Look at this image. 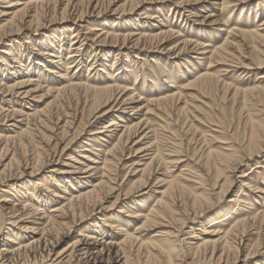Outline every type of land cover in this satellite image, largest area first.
<instances>
[{
    "label": "bare ground",
    "instance_id": "bare-ground-1",
    "mask_svg": "<svg viewBox=\"0 0 264 264\" xmlns=\"http://www.w3.org/2000/svg\"><path fill=\"white\" fill-rule=\"evenodd\" d=\"M219 1H221V6L225 7L238 0H180L177 2L175 0H0V46H3L2 49H4L0 50V105H11L6 109L0 106V122L2 121L4 126L2 127L4 131H0V194H3L0 199V203H3L0 206V234L7 230L3 225L7 220L4 219L5 215L2 210L7 203L8 205L17 203V207L20 206V210L18 209L20 211L19 216H13L15 220L19 219V222L22 223L30 222L29 225H32L31 228H26L27 225L22 228L23 231L29 232L22 236L12 233L11 229L6 231L4 243L0 248V264H22L21 261L13 259V256L20 252L29 253V257L34 262L40 258L39 263L34 264H127L129 250L133 246L137 249L148 246L154 247L155 249L152 248L153 252L150 254L147 252L148 256L150 258H162L165 264H176L175 260L179 258L180 260L191 258L192 264H264V255L259 254L257 249L263 241L261 233L264 231V211L258 213L260 210L252 207L253 205L250 203L251 200L260 199L263 201L262 206H264V199L258 196L259 194L264 195V189L257 187L250 177L255 172L261 178V184L264 182V163H261L264 162V158L261 162L257 161V158L264 154V125L251 121L250 129L245 131L243 136H238L242 137L241 141L232 143L233 138H228L231 143L229 140L227 143L220 137L219 140H223L224 143L219 142L223 147H220L218 151L208 148L209 150L207 149V152L204 150L205 152L198 158H192L195 159L197 170L195 173L193 172L194 175L190 178L194 179L192 181L195 182L189 187L186 183L177 182V179H181L182 182H191L184 180V176L169 179L166 175L167 170L169 171L168 167L174 165V162L170 160L169 155H161L155 146V130L151 128L149 117H152L153 114L162 115L165 111L163 109L165 103L176 104L181 99L182 93L175 87L172 88L177 92L152 93L148 95L145 105L142 106V99L136 92L135 84L131 81H123L127 77L119 75L125 73L127 59L132 54L130 52L136 56V60L133 61V67H136V65L140 66L141 62L147 64L146 61L137 57L143 52L165 54L174 56L176 59L190 52L205 54L197 53V51L206 50L208 46L201 44L198 39L181 40L179 32L172 29L170 25L167 26L169 22L158 20L160 17L155 15L160 13L161 9L158 8H149V11L144 12L140 21L136 23L122 21L124 27L132 28L130 32L110 29L117 22L112 20L113 25H110L109 20H107L109 15L110 17L114 15L128 16L135 13L139 8L147 7V5L154 4L160 7V4L170 2V6L182 11L181 15L184 12L188 13L186 15L188 19L189 17L199 18L196 20L199 25L205 23L216 25L222 21L212 20L213 14L208 15L209 12H207L204 16H200L199 13L203 9L202 7L217 6ZM119 3L121 4L116 9H111ZM2 5L6 6L2 8ZM170 9L172 10V8ZM56 14L60 16L57 22ZM47 15L51 19L46 22ZM91 20L96 23L99 20L102 22L97 25H90ZM67 23L71 24L68 28L63 27L53 33L50 31L54 24L64 26ZM261 23L257 27L264 26V20ZM134 27L137 29H133ZM257 27L254 30L249 29L250 31L233 30L228 34L241 39H261L264 32L262 34L259 31H264V28L259 29ZM193 32L199 33V30ZM29 33L36 36L42 33L43 37L40 43H37L39 44L38 49L35 48L34 43L28 41L29 35L26 37L27 40L22 42L23 46L29 45L27 48L30 47L31 50L27 57V65H23V56H16L12 49L13 45L7 46V42H12L14 37ZM68 35L70 36L68 39L69 46L67 51L65 50L67 52L66 59L63 60L62 49L64 45L61 43L65 42ZM192 37L195 38V35ZM175 39L179 42L173 44ZM234 45L231 40H225L221 46L213 47L214 50L209 54L215 52L223 55L222 53ZM94 46L100 47L99 67L101 68L96 69L94 81L88 82L89 79L82 81L77 77L82 69L83 52L87 47L92 49L91 56L93 58L89 62L87 77L91 76L96 68H93L94 60L99 54H97ZM112 53H115L114 59L112 66L109 67L106 65V57L107 54ZM46 58L50 61H46ZM153 60L158 61L159 57ZM154 61H152L153 64L158 65ZM130 63L132 62L130 61ZM64 66L66 67L64 68ZM63 68L64 71H61ZM43 69L45 74L41 73ZM156 70L165 72L160 67ZM72 71L74 72L72 73ZM137 72L136 74H138ZM142 72L144 75L150 74L145 70ZM201 73H197L198 75L196 74L194 80L187 81V87L184 90H193L200 95L204 94L213 84V76L210 72V74L205 71ZM103 74H107V76L104 77ZM46 78H51V81L56 83H49L44 86L43 80ZM166 79L172 83L170 78ZM261 79H264V75ZM212 89L214 90V88ZM72 101L75 107L73 114L68 115V119L62 125L59 118L53 124L52 130L60 131L54 145H63L64 149L83 134L87 135V139L83 141L81 149L71 152L76 157L67 159L70 164L62 163L61 166L64 168L52 170L49 176L35 181L39 174L47 168L61 164L60 159L63 151L59 155H55V153L50 155L43 164H38L41 157L39 153L37 155L39 156L38 160L35 164L31 163L32 166L29 168L30 164H27L29 155L25 156L22 149L28 140L37 137L45 145L52 141V136L45 134V132H49L46 123L53 119L55 113L52 111L56 105L59 103L66 105L67 102L72 103ZM26 105L30 107L25 113L21 106ZM41 105H44L43 108L40 107ZM16 106L20 108L17 109ZM184 106L187 107L188 104ZM143 111L145 112L143 113ZM195 118L197 117L195 116ZM5 122L8 123L6 126ZM35 124L42 129V132H38L39 136L34 135L30 129ZM216 128L219 127L216 126ZM216 133L219 134V132ZM220 133L222 134V132ZM104 143L108 146L101 153L102 161H99L101 159L96 158L98 153L102 151L97 147L103 146ZM85 152L94 154L96 158L86 155ZM21 153L24 156H21ZM125 153L138 158L136 159V166L140 170L137 171L139 177L132 182V184H139V188L132 190L129 187L123 197L129 199L134 194L144 192L145 188H149V184L155 179L154 184L156 185L152 187L154 189L148 191L151 195L158 194L154 198L155 205L145 213L140 201L135 205L137 211H127L128 214L130 213L128 217L140 222L134 233H130L126 228L123 229L122 224L125 221L115 216L113 217L115 218L114 222L103 221L105 222L104 227L108 231L100 224V226L96 225L94 229L90 227L80 229L74 242L54 255V246L61 237L57 234L58 236L56 235L54 239L50 240V234H53L51 230H62L63 227L67 226V221L81 227L83 220L82 218L77 220L76 217L82 213V208L91 207L92 211L102 212L104 210L103 204L111 199L115 191H117V195L114 197V202L110 205L109 210L119 200L121 192L120 189L112 186L113 181H115L112 176ZM138 155L141 156L138 157ZM78 159L84 160V163L87 164ZM175 162L178 164L179 159ZM245 167L249 169L248 172L243 170ZM260 168L262 171H255ZM53 174L55 177L52 176ZM57 175L61 176L54 179ZM22 181L29 182L22 183ZM235 182L239 184V190L227 202L225 211H217L220 212L219 215L222 216L223 220L220 222L214 219V221L202 222L207 213L203 212L207 211L212 204L210 196L218 195L216 197L221 198ZM194 185L200 186L199 189H195ZM59 187L62 189L59 190ZM119 187L118 185L117 188ZM160 188L162 190L158 192L157 190ZM144 194L147 192L142 193V195ZM180 195L184 197L182 207L184 206V209H188L187 211L190 212L191 210L195 213L192 218L187 216L188 221L199 220L201 229L195 228L198 230V235L192 229L186 238L180 240L183 246L178 248L176 245H171L169 240L173 237L176 239L187 221H181L179 217L176 219V210L174 211L172 208L176 201L178 202L177 197L179 198ZM51 203H53L51 210L48 213H42L38 219L41 224H36L35 221L31 220L33 213L40 211L41 204L46 206ZM12 209H16L15 205L12 206ZM248 210L252 212H247ZM14 212L17 211L12 213ZM184 215L186 216V213ZM180 221L183 223L179 224ZM227 221H230L228 228L222 229L218 226V224ZM6 224L15 225L16 223L14 221ZM172 225H178V227ZM156 227L161 228V231L149 243L143 242L141 233ZM248 229L257 231L248 233L250 234L249 237L256 236V241L244 245V250L242 249L244 252H241L233 245V240L237 235L247 234ZM9 231L11 233H8ZM109 231H116L120 234L123 237L122 241L117 243L112 240H104L106 237L110 239ZM63 235L66 234L62 233L61 236ZM255 245H257L256 249L254 248ZM53 255L54 257H52Z\"/></svg>",
    "mask_w": 264,
    "mask_h": 264
},
{
    "label": "rangeland",
    "instance_id": "rangeland-1",
    "mask_svg": "<svg viewBox=\"0 0 264 264\" xmlns=\"http://www.w3.org/2000/svg\"><path fill=\"white\" fill-rule=\"evenodd\" d=\"M177 1H180V0H175V2ZM120 4L121 3L116 4L111 9L112 10L116 9ZM170 5H171L170 2L160 4L159 5L160 7H157L154 4L147 5V7L139 8L135 13L128 15V16L114 15L110 17L109 15V18L107 20H109L110 25H113L112 20H116L117 22L116 24L114 23L113 28H110L109 26L110 29H117V30H121L122 32H128V31L130 32L132 28L126 27V26L124 27V25H122V21L124 22L128 21V23L129 22L136 23L137 21H140L144 12L149 11V8H152V9L158 8V9H161L159 14L158 13L155 14L156 16L160 17L158 20L169 22L167 26L170 25L172 29H174L175 31H178L181 40L198 39V41L201 44L208 46L206 50L197 51V53H205V54H196L195 52H190L189 54L182 55L181 57L176 58V59H174V56H167L165 54H156V53L149 54V53L143 52V53H140L139 54L140 56H137V57L139 59L146 61L147 64L141 62V65L140 66L136 65V67H133L134 65L133 61L136 60L135 59L136 56L135 54H133V52H130L132 54H130L129 59H127L128 61L126 62L127 66H125V73L119 75V76L127 77L123 79V81H131L133 82V84H135L136 86L135 88L137 89L136 92L138 93L139 96H141L140 99H142V104H141L142 106L145 105V101L147 100L148 95L152 93L153 94H158V93L162 94L166 92L173 93L175 90L172 87H175V89L179 90V92L182 93L181 99H179V101L176 104H172V102H167L168 104L165 103L163 109L167 112L165 111L163 112L161 110V112H163L162 115L153 114V116L149 117V119L151 121V128L155 130L154 131L155 146L159 149V152L161 153V155H169L170 160L171 161L173 160L172 162H174L173 163L174 165L172 166L170 165L168 167L169 171L167 170L166 175L169 177V179L171 177L180 178L184 176L183 177L184 180L191 181V182H184V181L182 182L181 179L180 180L177 179L178 180L177 182L181 184L186 183V185L189 187L190 185H192V183L195 182V181H192L194 179H190V178H192V175H194L195 170H197L195 159H192V158H198L208 148H210L211 150L218 151L220 147H223L219 144V142L228 143V140L230 142V139L232 138L233 139L231 141L233 140L235 141V142L233 141L232 143H237V141H241L242 137H238V136H243L244 132L250 129L249 124L251 121L256 122V123L259 122L260 124L264 125V79H261V77L264 75V39H263L264 36L261 39L251 40V39L243 38L244 39L243 40L241 38L230 35V33L228 34V32H231L233 30H243V29L245 31H250L249 29L254 30L258 25H261L262 24L261 22L264 20V0H238V1L231 3L229 6H225V7L221 6V1H219L217 6L211 7L210 5L209 8L202 7L203 9H201L199 13L200 16H204L205 14H207V12H209L208 15L210 14L214 15V17H212V20L218 19L220 20V22L222 21L220 24L210 25L209 23H205V24H202L203 26L199 25L198 21H196L199 18L194 19L192 17H189L188 19V17H186L188 13L184 12L183 15H181L182 11H180V9L178 8L175 9L174 6L172 7ZM4 6L6 5H2L1 7L3 8ZM170 8H172V10ZM49 15L46 16V19H47L46 22L49 21L51 17H53L52 15L51 17ZM58 16L59 15L56 14V17H55L56 22L58 21L57 19L60 18V16L59 17ZM97 22L100 24V22L102 21L99 20ZM152 22L154 23V21ZM98 23L92 20L91 22H89L90 25H95V24L97 25ZM70 25H71L70 23H67L64 26L54 24L52 28L50 29V31L52 33L57 32L63 27L68 28ZM262 27L264 28V26H260L257 28L262 29ZM133 29H137V28L134 27ZM194 30H199V33L193 32ZM263 32L264 31H259V33H262V34ZM28 35L30 37L28 41L30 43H34L33 45H36L35 48L38 49L39 44L37 43L38 42L40 43V41L42 40V37H43L42 33H40L39 36L38 35L36 36L35 34H30V33L27 35L23 34L19 37H14V39H12V42H7V46H10V44L13 45L12 49L16 56L18 57L19 55L23 56L22 57L23 65H27L28 63L27 57L31 53L30 47L27 48L29 45H24V46L22 45V42L27 40L26 37ZM194 35H195V38L192 37ZM69 38L70 36L68 35L67 38H65V42L61 43L62 45H64L62 49L63 50V60L66 59V56H67L66 51L69 46V41H68ZM225 40H228V41L231 40L235 44L234 47L228 49L225 53H222L223 55H219L215 52L209 54V52H212L214 48L221 46ZM176 42H179V40L175 39L173 44ZM20 45L22 48L20 47ZM2 47L3 46H0V50H4L2 49ZM94 49L97 50V54L99 55H96V58H95L96 61L94 60L95 64L93 65V68L94 67L96 68L93 70V72L91 73V76L89 77H87V73H88V68L90 65L89 62L90 60L93 59L91 56L92 49L87 47V49H85L83 52L84 53L83 54L84 56L83 65L81 67L82 69L80 70L79 76L77 77L78 79H81L82 81H85L86 79H89L88 82L94 81L95 80L94 75L96 74V69L101 68L99 67L100 65L99 59L101 57L100 47L94 46ZM34 52L36 53V51ZM114 54L115 53H112L110 55L107 54V57H106L107 64L106 65H108L109 67L112 66ZM154 57L155 58L159 57V60L154 61L153 60L155 59ZM123 59L125 60V58ZM46 61H50V59L46 58ZM130 61L132 63H130ZM152 61L157 62L158 65H154ZM65 67L66 66H64V68ZM159 67L161 68L162 71H165V72L157 71L156 68H159ZM64 68L61 71H64ZM144 70L145 72H149L150 74L144 75L142 72ZM109 71L111 72V70ZM204 71L208 73L210 72L211 76H213V79H212L213 84L209 87L211 89L208 88L205 91L206 94L204 93L200 95V93L198 94L196 91H193V90H184L187 87L186 86L187 81L194 80V77L196 76L197 73L199 72L203 73ZM73 72L74 71H72V73ZM136 72L138 74H136ZM41 73H44V69L41 71ZM103 75L104 77L107 76V74H103ZM164 75H167V76H164ZM166 78H170L172 83H170L169 80ZM51 80H52L51 78H46V80H43V82H45L44 86H46L49 83H56ZM214 80L216 83L214 82ZM212 88H214V90ZM202 95H205V96L203 97ZM64 102H65V99H64ZM186 104H188L187 107H190V108H187L186 106H184ZM6 105L3 104L0 106H3L5 109L8 107H11L10 104H6ZM66 105L68 106L66 107ZM66 105H64V103L63 105L60 103L56 105L54 110L52 111V113H55L53 115L54 116L53 119H50V122H49L50 124L46 123V127L48 128L47 130L49 132H45V131L44 132L46 135L52 136V141H50L47 145H45V143L41 142L40 138L38 137L34 139L30 138L31 140L30 141L28 140L27 141L28 143L24 146V149H22V151L24 152L20 151L24 153L25 156L29 155L28 158L25 157L28 159L27 164H30L29 168H31L32 166L31 163H34V164L36 163V161L39 158V156H37L39 153L41 154V157H40V163L38 164H43L44 162L47 161L50 155L54 153L55 155H59L61 151H63L61 154V159H60L61 164L59 165L57 164V166H53L52 168H47L46 170H44V172L39 174V177H37L35 181L38 179H43L46 176H49L50 171L52 170L62 169L63 167L61 166L62 163L63 164L65 163V165L70 164V162L67 159L71 157H76V155L72 154L71 152L77 149H81L80 147L83 141L87 139V135L83 134L81 137L73 141L67 148H64L65 150L63 149V145H59V146L54 145L57 142L56 138L59 137L60 131L52 130L53 124L59 118L60 123L62 125L63 122L68 119V115L73 114L75 110L73 101L72 103L67 102ZM43 106L44 105H41L40 107L43 108ZM29 107L30 106L28 105L21 106V108L23 109V112L25 113L28 112ZM15 108L19 109L20 107L16 106ZM144 112L145 111H143V113ZM195 116L197 118H195ZM166 123L168 124L167 126H166ZM4 124L6 126V124L8 123L5 122ZM216 126L219 128L217 129ZM0 127H1L0 131H4L3 130L4 128H2L4 127L2 125V121L0 122ZM39 128L40 127L37 124H35L34 127L33 126L30 127V129L34 132V135H37V136H39L38 132H42L41 131L42 129L41 128L39 129ZM213 131L219 132V134ZM220 132H222V134ZM226 133H227V136H226ZM217 136H218V139H217ZM220 137H222V139L225 141L223 142L222 139H221L222 141H220L219 140ZM213 138L215 141H218V142L216 143L214 140H212ZM107 146L108 144L104 143L103 146L97 147L102 151L98 153L99 155L97 158L96 156H94V154L93 155L90 154V152H85V153L88 156H92V158L101 159L99 161H102L103 156L101 153H103V151L106 149ZM24 155L22 154L21 156H24ZM262 155L264 156V154ZM140 156L141 155H138V157ZM263 156L260 158H257V161L261 162L262 159L264 158ZM136 159L138 158H134L133 156L127 155L125 153L124 156L120 159L119 165H117L118 167L117 170L113 173L114 175L112 176V178H114L115 181H113L114 183L112 186H115V188L118 190L120 189L119 191L121 193L119 194V200L116 202V204L114 205L112 209L110 208L109 210V207L114 202V197L117 195V191H115L112 194L111 199H108L103 204L102 207L104 208V210L102 212L92 211L91 207H86V208L83 207L82 213L80 215H77L76 217L77 220H79L78 218H82L83 223L81 227L75 226L71 224L70 222L68 223L67 221V226L63 227L62 230H59V231H56L55 229H53L55 231L51 230V233L53 234L52 235L50 234L51 236L50 240L54 239L57 234H59L60 235L59 237H61L58 243H56L54 246V249H53L54 255H56V253L60 252L67 246L69 247L72 244V242H74L75 237L78 235L80 229H85L86 227H90L94 229L96 228V225L100 224V225H103L102 227L108 231V229L104 227L105 222L103 221L109 220L110 222H114L115 218L113 217L115 216L125 221L122 224L123 229L126 228V230H128L130 233L135 232L136 226L140 224V222L135 221L134 219H131L130 217H128L130 213L128 214L127 211H137L135 205L136 203L141 201L143 205L142 209L143 211H145V213H147L150 210V207L152 208L155 205L154 198L158 195V194L151 195L148 192L149 189L151 190L154 189L152 187L156 185L154 184L156 180L153 179L151 183L149 184L150 185L149 188L148 187L145 188L144 192L134 194L132 196L133 198L130 197L129 199H125L123 197V194L126 192V190L129 187H131L132 190H136L137 188H139V184H136V183L132 184V182L136 181V179L139 177V175L137 174L138 173L137 171L140 170V168L136 166V163H137ZM177 159H179L178 164H176L175 162L177 161ZM78 160H80L83 163L85 162L84 160H81V159H78ZM261 163H264V162H261ZM84 164H87V163H84ZM259 166H262V164H259ZM77 167H79V165H77ZM65 170H68V169H65ZM134 170L136 171L134 172ZM162 170H164V168H162ZM243 170H245L246 172L249 171V169L246 167L243 168ZM255 171L260 172L262 170L260 168ZM61 175H64V174H61ZM61 175H57L56 178L54 179H57L58 176H61ZM52 176L55 177V174H53ZM250 177L253 183L257 185V187H260V189H264V182L263 184H261L262 180L259 176L255 174V172L251 174ZM24 182H29V181H22V183ZM118 185L120 186L119 188H117ZM199 187L200 186L198 185H194L195 189H199ZM61 189L59 187V190ZM160 190H162V188L158 189L157 191L160 192ZM237 190H239V184L235 182L232 185V187L229 189V191L223 194L221 198L216 197L218 195L210 196V199L212 201V204H211L212 206L210 205L208 210L203 212V213H206V212L207 213L205 214L202 222L204 221L207 222V220L214 221V219L216 221L221 222L223 220L222 216L219 215L220 212H217V211H225L227 202L232 197H234ZM146 192L147 194L142 195V193H146ZM2 195L0 194V199ZM258 196L259 198L264 199V195L259 194ZM183 198L184 197H181V195L179 198L177 197L178 202L176 201V203L172 207L174 211L176 210L175 212L176 213L175 216L177 217V218L175 217L176 219L180 218L181 221L187 220L185 222V225L181 229L182 233L180 232L178 236L176 237V239L173 237L169 240V243L171 245L173 246L176 245L178 246V248L179 247L181 248L183 246L180 240H183L184 238H186V236H188V233H190L192 229L193 231L195 230V228L201 229L200 222H198L199 220L197 221L195 219L194 220L195 222L188 221V217L192 218L195 213L191 210L190 212L187 211L188 209L187 210L184 209V206L182 207V202H183L182 200H184ZM250 203L253 205L252 207L257 209L258 211L260 210L259 212L257 211L258 213H260L261 211H264V206H262L263 201H261L260 199L251 200ZM2 205L3 203L2 204L0 203V206ZM13 205H15V208H16L15 210L17 212L12 213L13 211H15L12 209ZM52 205L53 203L48 204L46 206L41 204V206L39 207L40 213L39 212L33 213L32 215L33 217L31 218V220L33 222L35 221L36 224H41V222L38 221V219L41 217L42 213H45V212L48 213V211L51 210ZM17 206H18L17 203H14L11 205H8L7 203L4 205V208L2 209L3 214L6 217V218L4 217V219L9 222L5 221V224L3 225L7 229L6 231L11 229L12 233L19 234L22 236V235H26L29 233L28 231H23L22 228L25 225H27L26 228H31L30 226L32 225H29L30 222L22 223V222H19V219L15 220V217L19 216L20 214V211H19L20 206L19 207ZM247 212H252V211L248 210ZM180 213H181V216H179ZM185 213H186V216L184 215ZM128 220H132V221H128ZM14 221L16 224L15 225L12 224L13 226L6 224V223H13ZM181 221L179 222V224L183 223ZM229 223L230 221H227L225 223L218 224V226L221 227L222 229L228 228ZM163 225L165 224L163 223ZM172 226L178 227V225L176 226L172 225ZM6 231L0 234V248L4 243ZM160 231H161V228L159 229V227L146 230L143 233H141V239L143 240V242L149 243L151 240H153V238ZM247 231H248L247 234L250 232L251 233L254 232V231H251V229H248ZM194 232L196 233V235H198V230H195ZM8 233H11V232L9 231ZM62 233L66 235L61 236ZM109 234H110L109 236L110 239L106 237L104 240H107V241L112 240L113 242L115 241L119 243L118 241L121 242L123 239V237L120 234L116 233V231L110 232ZM247 234L245 233L242 236L237 235L233 240V245L236 246L237 249H240L241 252H244L242 251V249L244 250V245H247L250 243L252 244V243H255L256 241V236L249 237L250 234L248 235ZM261 236L263 240L261 241L262 244L258 247L257 245H255L254 248L256 249L257 247L258 253L264 255V231L261 233ZM175 240L177 241L175 242ZM134 248L135 247L133 246V248L129 250V258H128L129 261L127 264H165L163 263L164 261L162 258L158 257L159 258L158 260V258H150L148 256L147 252L149 254L153 252L152 248L155 249L154 247L148 246L143 249H137V248L134 249ZM54 255L52 257H54ZM29 256H30L29 253L20 252L18 254H15V256H13V259L15 261H21L22 264L39 263L40 258L36 259L34 262L32 258H30ZM176 262L178 264L179 263L192 264L191 258L190 259L184 258L181 260L179 258L175 260V263Z\"/></svg>",
    "mask_w": 264,
    "mask_h": 264
}]
</instances>
